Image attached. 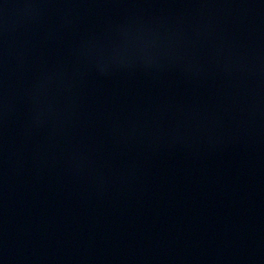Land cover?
<instances>
[{
    "label": "water",
    "instance_id": "obj_1",
    "mask_svg": "<svg viewBox=\"0 0 264 264\" xmlns=\"http://www.w3.org/2000/svg\"><path fill=\"white\" fill-rule=\"evenodd\" d=\"M264 0H0V264H253Z\"/></svg>",
    "mask_w": 264,
    "mask_h": 264
}]
</instances>
